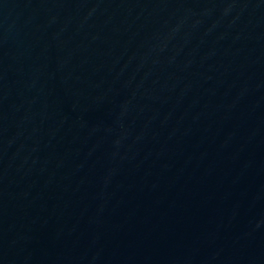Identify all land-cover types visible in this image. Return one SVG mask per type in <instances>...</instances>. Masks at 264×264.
Wrapping results in <instances>:
<instances>
[{"label": "water", "instance_id": "1", "mask_svg": "<svg viewBox=\"0 0 264 264\" xmlns=\"http://www.w3.org/2000/svg\"><path fill=\"white\" fill-rule=\"evenodd\" d=\"M0 264H264V0H0Z\"/></svg>", "mask_w": 264, "mask_h": 264}]
</instances>
